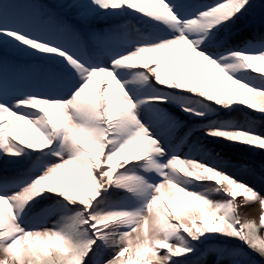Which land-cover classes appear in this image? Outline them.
I'll return each mask as SVG.
<instances>
[{
    "label": "snow or ice",
    "instance_id": "snow-or-ice-1",
    "mask_svg": "<svg viewBox=\"0 0 264 264\" xmlns=\"http://www.w3.org/2000/svg\"><path fill=\"white\" fill-rule=\"evenodd\" d=\"M0 264H264V0H0Z\"/></svg>",
    "mask_w": 264,
    "mask_h": 264
}]
</instances>
